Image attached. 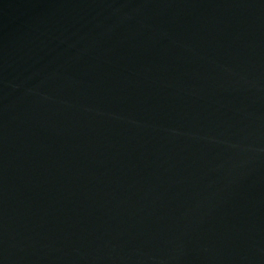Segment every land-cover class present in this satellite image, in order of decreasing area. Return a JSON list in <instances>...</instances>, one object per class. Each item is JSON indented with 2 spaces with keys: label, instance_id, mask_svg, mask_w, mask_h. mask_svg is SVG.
I'll return each instance as SVG.
<instances>
[{
  "label": "water",
  "instance_id": "water-1",
  "mask_svg": "<svg viewBox=\"0 0 264 264\" xmlns=\"http://www.w3.org/2000/svg\"><path fill=\"white\" fill-rule=\"evenodd\" d=\"M0 264H264V0H0Z\"/></svg>",
  "mask_w": 264,
  "mask_h": 264
}]
</instances>
